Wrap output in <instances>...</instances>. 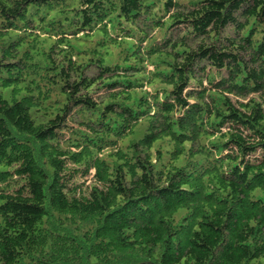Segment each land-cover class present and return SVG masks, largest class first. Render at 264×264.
Here are the masks:
<instances>
[{"label":"trees","instance_id":"1","mask_svg":"<svg viewBox=\"0 0 264 264\" xmlns=\"http://www.w3.org/2000/svg\"><path fill=\"white\" fill-rule=\"evenodd\" d=\"M0 264H264V0H0Z\"/></svg>","mask_w":264,"mask_h":264},{"label":"rangeland","instance_id":"2","mask_svg":"<svg viewBox=\"0 0 264 264\" xmlns=\"http://www.w3.org/2000/svg\"><path fill=\"white\" fill-rule=\"evenodd\" d=\"M53 15V14H52ZM37 15L35 14L34 17H36ZM49 26H47L46 29H48ZM126 28H128V30L132 31L133 34L136 36V38L140 35V34H143L144 31L143 30H140L138 29V31L136 30V28L133 27V25H126ZM113 33L112 35H114L115 33H119L121 32L119 29H112ZM95 33H101V34H106L104 31L102 30H99V31H96ZM95 33L91 36H85L83 37L80 41H77L73 38V36H70V38L72 39V43L74 44V46L78 47V48H98L100 50H102L103 52H105L106 50H109L108 48H105L103 45L101 44H98L97 41L99 38V34H96ZM136 38L132 37L130 38L128 41L129 42H134L136 41ZM50 43V42H49ZM134 49V48H133ZM132 59L134 60H137L136 59V55H133L132 56ZM107 60H111V58L109 57ZM88 178V179H87ZM87 181V183H90L91 181V176L89 177H85V179Z\"/></svg>","mask_w":264,"mask_h":264}]
</instances>
